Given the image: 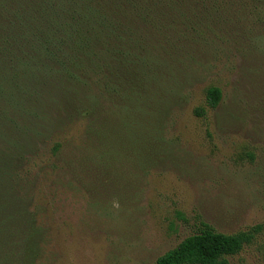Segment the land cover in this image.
Wrapping results in <instances>:
<instances>
[{
	"label": "rangeland",
	"instance_id": "obj_1",
	"mask_svg": "<svg viewBox=\"0 0 264 264\" xmlns=\"http://www.w3.org/2000/svg\"><path fill=\"white\" fill-rule=\"evenodd\" d=\"M205 2L206 40L140 89L134 116L101 100L114 110L104 137L82 139L79 124L51 137L60 152L43 159L59 169L48 167L37 198L51 241L35 264H152L201 221L223 233L260 224L228 260L264 264V0ZM17 257L0 252V264H26Z\"/></svg>",
	"mask_w": 264,
	"mask_h": 264
},
{
	"label": "trees",
	"instance_id": "obj_2",
	"mask_svg": "<svg viewBox=\"0 0 264 264\" xmlns=\"http://www.w3.org/2000/svg\"><path fill=\"white\" fill-rule=\"evenodd\" d=\"M209 14L205 0H0V252L6 259L18 255L35 264L50 244L47 207L37 198L48 167L59 169L43 159L60 152V141L48 146L51 137L70 124L82 125V139L104 137L114 110L107 112L101 100L134 116L144 104L140 89L159 86L190 42L206 40L199 16ZM220 99L221 89L208 86L206 105L215 108ZM200 224L152 264H230L228 257L261 231L260 224L233 233Z\"/></svg>",
	"mask_w": 264,
	"mask_h": 264
}]
</instances>
